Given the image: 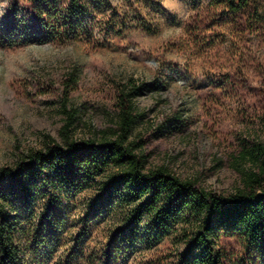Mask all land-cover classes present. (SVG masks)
Here are the masks:
<instances>
[{"label": "rangeland", "instance_id": "rangeland-1", "mask_svg": "<svg viewBox=\"0 0 264 264\" xmlns=\"http://www.w3.org/2000/svg\"><path fill=\"white\" fill-rule=\"evenodd\" d=\"M81 1L83 36L53 39L42 37L38 1L0 0V169L43 149L47 136L63 144L65 107L77 140L112 128L121 96L138 85L147 88L133 100L147 169L165 166L233 194L235 159L264 140V0L238 14L225 0H128L125 17L101 0ZM52 2L55 11L40 12L43 25L57 14L67 31L68 6ZM97 196L54 198L64 204L58 246L28 250L24 264H180L187 245L178 233L153 249L124 247L121 218L98 213ZM221 244L229 264H259L239 238Z\"/></svg>", "mask_w": 264, "mask_h": 264}, {"label": "trees", "instance_id": "trees-1", "mask_svg": "<svg viewBox=\"0 0 264 264\" xmlns=\"http://www.w3.org/2000/svg\"><path fill=\"white\" fill-rule=\"evenodd\" d=\"M33 1H38L42 37L79 39L89 26L81 0H61L70 17L64 32L57 26V14L48 25L42 23L40 12L55 11V3ZM225 1L232 14L255 2ZM99 3L115 6L124 17L128 14V0ZM145 91L144 86L131 85L121 96L114 126L89 140L73 137L75 117L64 106L63 144L47 136L43 149L0 169V264H24L26 252L38 247L55 249L56 235L64 228L60 217L64 204H56L54 198L88 189L97 190L98 213L106 209L118 213L124 247L153 249L178 233L187 245L180 264H229L221 242L231 236L264 264V140L245 146L235 159L241 185L228 196L183 180L165 166L147 169L143 141L135 135L140 115L133 102Z\"/></svg>", "mask_w": 264, "mask_h": 264}]
</instances>
